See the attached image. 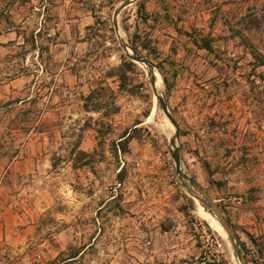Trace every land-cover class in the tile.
Returning <instances> with one entry per match:
<instances>
[{
	"label": "rangeland",
	"instance_id": "obj_1",
	"mask_svg": "<svg viewBox=\"0 0 264 264\" xmlns=\"http://www.w3.org/2000/svg\"><path fill=\"white\" fill-rule=\"evenodd\" d=\"M124 1L48 37L0 0V264H264V3L135 0L116 35Z\"/></svg>",
	"mask_w": 264,
	"mask_h": 264
},
{
	"label": "water",
	"instance_id": "obj_2",
	"mask_svg": "<svg viewBox=\"0 0 264 264\" xmlns=\"http://www.w3.org/2000/svg\"><path fill=\"white\" fill-rule=\"evenodd\" d=\"M134 1L135 0H126L114 11L113 17H112V22H113L114 32L116 33V35L118 34L117 23H116V19H117L118 14L125 7H127L130 4H132ZM120 47H121L123 53L125 54V56L131 62L138 63V64L144 65L146 67H150V65L144 59H142L141 57L137 56L126 44H121ZM149 77H150V87H151L152 91L155 93L156 92L155 91L156 79H155L154 73L151 72L149 74ZM155 96H156L158 104L160 105L162 113L167 118V120L171 123V125L175 128V130L177 131V129H178L177 125L174 122L172 116L170 115L162 95H160V96L155 95ZM170 145H171V147L173 149V151H171V158H172V161H173V164H174V173H175V175H177V176L181 177L183 180H185L201 196L203 201L209 207L210 211L217 218L220 226L225 231L227 236L232 241H235V237H234V235L232 233V230H231L230 226L228 225L227 221L223 217L220 209L218 208V206L216 205L214 200L209 196V194L206 192V190L203 187H201L194 179H192L189 176H187L184 173H182L181 168H180L179 149L177 147H175L174 140L170 141ZM240 261H241V264H246L244 257H241Z\"/></svg>",
	"mask_w": 264,
	"mask_h": 264
},
{
	"label": "crops",
	"instance_id": "obj_3",
	"mask_svg": "<svg viewBox=\"0 0 264 264\" xmlns=\"http://www.w3.org/2000/svg\"><path fill=\"white\" fill-rule=\"evenodd\" d=\"M79 0H40V32L46 21L51 22V28L48 30V37L55 36L54 32H59L60 28L69 29L70 32L75 28V24L79 25L84 21V26H87L86 9L78 3ZM228 0H226L227 2ZM253 4H263L264 0H250ZM251 34L259 33L264 38V21L260 24L257 30H249ZM51 34V35H50ZM50 51H57L60 47L67 45L59 42V37L56 41L50 44ZM41 67V66H40Z\"/></svg>",
	"mask_w": 264,
	"mask_h": 264
},
{
	"label": "trees",
	"instance_id": "obj_4",
	"mask_svg": "<svg viewBox=\"0 0 264 264\" xmlns=\"http://www.w3.org/2000/svg\"><path fill=\"white\" fill-rule=\"evenodd\" d=\"M203 49L206 50V51H209L208 47H204ZM70 256H71V255H70ZM74 258H76V255L71 256V257H68V258H66V259H62V260H60V261L57 262V263L52 262L51 264H72V262H73L72 259H74Z\"/></svg>",
	"mask_w": 264,
	"mask_h": 264
},
{
	"label": "bare ground",
	"instance_id": "obj_5",
	"mask_svg": "<svg viewBox=\"0 0 264 264\" xmlns=\"http://www.w3.org/2000/svg\"><path fill=\"white\" fill-rule=\"evenodd\" d=\"M159 84H160V83H159V79L156 78V87H155V89H156L155 91H156V92H158V86H159Z\"/></svg>",
	"mask_w": 264,
	"mask_h": 264
}]
</instances>
